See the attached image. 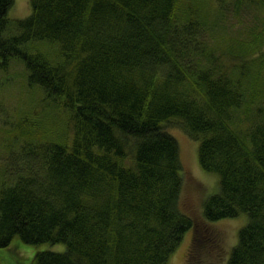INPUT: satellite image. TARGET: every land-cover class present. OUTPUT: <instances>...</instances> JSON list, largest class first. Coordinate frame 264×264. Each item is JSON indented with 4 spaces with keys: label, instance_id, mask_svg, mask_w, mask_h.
Returning <instances> with one entry per match:
<instances>
[{
    "label": "trees",
    "instance_id": "obj_1",
    "mask_svg": "<svg viewBox=\"0 0 264 264\" xmlns=\"http://www.w3.org/2000/svg\"><path fill=\"white\" fill-rule=\"evenodd\" d=\"M205 1L30 0L12 20L0 0V71L19 59L44 93L7 132L0 248L66 245L29 264H169L193 228L188 264H202L219 238L198 227L246 214L225 264H264V50L225 34L230 11L264 0ZM169 124L218 175L204 222Z\"/></svg>",
    "mask_w": 264,
    "mask_h": 264
},
{
    "label": "rangeland",
    "instance_id": "obj_2",
    "mask_svg": "<svg viewBox=\"0 0 264 264\" xmlns=\"http://www.w3.org/2000/svg\"><path fill=\"white\" fill-rule=\"evenodd\" d=\"M223 3L231 8L235 0H222ZM233 1V2H232ZM212 7L218 8L221 0H206ZM31 12L30 0H14V6L10 11L12 20L28 16ZM225 26V34L232 41L241 44L242 49L246 50L253 44L261 45L260 37L264 31V9L256 10L255 5L250 6V12L243 7L241 16H233L230 11ZM264 43V42H263ZM259 49V48H258ZM13 59L8 69L0 71V101L5 109H0V176L2 175L1 165L5 162L9 143L7 132L13 129L12 134L17 133L14 130L17 123L19 112L28 110L31 106L41 101L44 97L42 90L34 88L27 83L26 70L24 65ZM264 81L260 80V84ZM40 105L36 109H39ZM167 129L173 133L179 141L181 156L184 164V199L187 210L199 221L202 219L204 204L207 198L218 192V175L204 170L199 163V149L197 140L193 139L182 127L176 124L167 125ZM10 134V137L12 136ZM10 144V143H9ZM247 215L243 214L236 218H226L215 223L201 224L195 235L200 238L206 235V228L213 230L219 238L216 252L204 254L202 264H225L232 248L237 244L239 229L246 223ZM190 228L184 235L180 246L175 250L170 258L169 264H188L192 260L189 253H192V230ZM14 244V245H13ZM11 247H18L17 253L11 250ZM64 250L65 244L49 245H29L24 244L18 238L13 243L4 248H0V264H29L31 257L42 249ZM201 251L198 254V258Z\"/></svg>",
    "mask_w": 264,
    "mask_h": 264
}]
</instances>
